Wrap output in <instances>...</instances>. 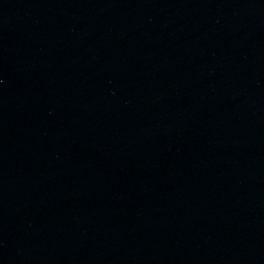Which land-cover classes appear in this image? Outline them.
I'll list each match as a JSON object with an SVG mask.
<instances>
[{"label": "water", "instance_id": "95a60500", "mask_svg": "<svg viewBox=\"0 0 264 264\" xmlns=\"http://www.w3.org/2000/svg\"><path fill=\"white\" fill-rule=\"evenodd\" d=\"M0 264H264V0H0Z\"/></svg>", "mask_w": 264, "mask_h": 264}]
</instances>
